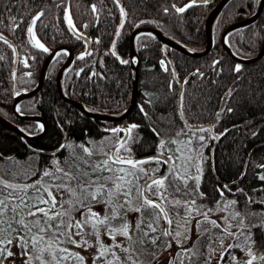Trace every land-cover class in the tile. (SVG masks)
<instances>
[{
  "label": "snow or ice",
  "instance_id": "obj_1",
  "mask_svg": "<svg viewBox=\"0 0 264 264\" xmlns=\"http://www.w3.org/2000/svg\"><path fill=\"white\" fill-rule=\"evenodd\" d=\"M99 3L103 5L104 0ZM112 3L120 14L115 32L119 37L129 14L120 0H112ZM196 4L197 0H190L184 6H177L172 0L162 6V11L165 15L170 11L183 14ZM13 7L15 4L9 2L0 11V29L15 34L23 25V33L32 48L51 54L36 38L35 29L38 22L41 31L49 29L43 18L53 7L62 11L57 19L66 23L68 31L77 40L85 39L73 20L72 0H41V4L36 0H22V9L16 14L12 13ZM260 8L264 9V0H260ZM86 9H90L95 21L99 20L101 9L97 3L87 5ZM255 12L252 8V13ZM93 23V20L81 21V27L87 29ZM0 42L6 44L14 56L18 55L17 47L9 43L2 31ZM95 42L101 43L99 39ZM115 48L113 42L103 55H112L121 64L136 62L134 58L122 59ZM69 54L63 50L56 56ZM92 55V51L86 50L76 59L83 61ZM31 58L35 60L34 56ZM6 59L0 53V61ZM20 62L25 68L31 67L27 59ZM12 63L17 60L13 59ZM97 63L106 70L103 59ZM159 63L164 66L165 61ZM233 71L240 73L241 65L236 64ZM81 73L87 80L106 78L105 74L91 68L85 72V68L80 67L76 76ZM195 74L203 78L199 70ZM25 75L31 77L32 73ZM175 75L173 72L174 79ZM11 76L15 82V70ZM176 82L181 84V91L174 113L161 114L148 126L157 138L153 142L156 149L153 155L135 157L133 145L142 137L136 131L140 125L131 124L105 128L103 131L108 135L99 140L88 137L87 132L86 139L80 142L73 143L69 139L59 145L44 165L39 164L43 149H32L23 161L16 160L0 171V264L17 255L13 247L19 250L24 264H88L87 258L74 249H94L92 264H212L213 258L217 264H264V253L256 249L255 240L256 230L264 233V174L254 173V178L261 182L258 188L246 192L239 185L235 190L230 185H220L214 190L219 198L213 201V206L203 203L208 196L201 190L207 162L202 149L208 147V140L218 141L226 136L229 129L212 134L214 126L204 127L195 122L198 120L195 113L203 114L206 102L194 93L189 94L187 112L194 116L189 123L183 88L188 80ZM168 91H173L172 81L168 83ZM235 91V87L227 89L225 95L229 102ZM14 95L18 97L21 92L14 91ZM158 99L145 100L139 106L146 120H152L155 112L146 110L144 104L151 105ZM15 111L23 114L19 106ZM224 111L218 110L217 118ZM226 111L231 113L234 109L227 107ZM175 117H179V127ZM39 130H45L43 124L39 125ZM20 131L29 134L28 129ZM60 152L65 155H57ZM32 157L37 158L35 164ZM4 159L0 154V163ZM255 167L264 170V163H256ZM245 174L242 171L241 178ZM89 235L92 240L87 238ZM226 238L231 242L225 247ZM236 249L243 255H235ZM164 252L168 253L166 261L160 259Z\"/></svg>",
  "mask_w": 264,
  "mask_h": 264
},
{
  "label": "trees",
  "instance_id": "obj_2",
  "mask_svg": "<svg viewBox=\"0 0 264 264\" xmlns=\"http://www.w3.org/2000/svg\"><path fill=\"white\" fill-rule=\"evenodd\" d=\"M258 1L230 0L224 5V9L216 17L212 28L213 46L210 52L203 57L195 59L188 57L163 45L153 34H140L135 41L136 52L140 60L138 100L133 112L123 122L95 120L81 111L68 107L59 96L55 80L59 68L67 60V55L56 56L48 67L46 81L39 92L33 97L20 101L18 105L25 115L42 116L47 125L46 134L37 140L25 141L20 135L0 125V154H3L5 158L4 162L0 163V171L11 166L16 160L23 161L32 149H43V153L39 156V164L44 165L59 145L66 143L69 139L73 143L80 142L86 139L85 132H87L88 137L99 140L108 135L103 129L126 127L131 124L140 125L136 131L142 137L139 143L133 145L135 157L153 155L156 151L153 142L157 138L148 126L159 115L168 116L174 113L181 91V84L176 81L179 80L182 83L187 79L188 84L183 88L185 115L189 123L194 120V116L187 112L190 103L189 94L194 93L206 102L204 113H195L198 117L195 122L204 127L214 126L212 134L229 129L226 136L218 141L208 140V147L202 149L207 162L204 164L201 190L208 196L203 203L212 207L213 201L219 198V194L214 190L220 185L231 184L233 181H238L230 185L234 190L237 185L244 188L246 192L260 187L261 182L254 178V173L264 174V170L255 167L256 163H264V95H261L264 93V57L257 62L240 64L242 71L236 73L233 69L239 63L233 61L227 52L223 51L220 40L226 27L253 14L252 8H257ZM9 2L15 4L12 8L13 14L21 11L22 0H0V11H3L4 6ZM94 2L101 9L98 21L94 20L90 9H86L87 5ZM171 2L172 0H120L129 15L128 22L120 30V36L116 37L115 32L120 24V14L112 0H104L103 5L99 3V0H72V17L76 28L84 36L89 37L90 51L93 52L92 56L86 57L83 61L77 60L76 57L85 52L87 46L68 31L64 21L57 19L62 11L53 7L51 13H46L43 20L50 27L41 31L38 22L35 29L36 38L44 43L50 52L58 46H68L74 52L75 60L63 76V90L66 97L81 102L86 108L97 109L94 112L99 114L120 115L125 112L132 99L130 63L121 64L114 56L103 54L109 51L111 44L115 42L117 54L122 59L129 60L130 36L136 28L153 27L192 51L203 50L206 44L205 19L220 0H214L212 3H197L183 14L170 11L168 15H165L162 6ZM175 2L177 6H184L190 3V0H182V2L175 0ZM36 3L41 4V0H36ZM89 20L94 21L92 26L87 29L82 28L81 21L88 22ZM141 21L146 23H140ZM0 31L9 43L17 47L18 53L14 56L11 49L0 42V53L7 57L5 61H0V114L21 129H28L29 134H38L39 124L15 118L12 113V102L14 91L30 90L36 85L40 68L49 53L32 48L27 43L23 25L15 34L8 30L0 29ZM97 39L101 43L97 44L95 42ZM228 40L231 49L239 56L248 58L257 55L264 42V9L256 22L232 32ZM33 56L35 60L31 58ZM13 59H16L17 63H12ZM24 59H27L31 65L30 68H25L20 62ZM101 59L106 65V70L101 69L97 63ZM160 60L165 61L164 66H161ZM215 61H219V64H214ZM80 67H84L85 72H88L90 68L99 71L105 74L106 78L87 80L84 73L77 77L76 73ZM13 70L16 72L15 82L11 76ZM174 70L175 79L172 76ZM197 70L203 73V78L195 74ZM29 71L32 73L31 77L25 75ZM169 81L173 83L172 92L168 91ZM232 87H235L236 91L229 102L225 93L228 88ZM145 93L149 95L146 96ZM154 97L159 99L151 105L144 104L146 110L155 112L152 120H146L139 106L145 100ZM227 107L233 108L234 111L228 113ZM220 109H225V111L217 118L216 112ZM175 120L176 126L179 127L181 125L179 117H175ZM234 125L236 127H233ZM253 132L257 134L253 136ZM120 135L123 136V133ZM204 135L210 134L204 133ZM57 155L62 157L65 153L60 152ZM32 160L35 164L37 158L32 157ZM245 162L248 163L247 167L244 166ZM242 171L246 174L241 179ZM226 195L229 198H237L230 194ZM255 240L256 249L264 253V233L256 230ZM237 253L243 255L239 250Z\"/></svg>",
  "mask_w": 264,
  "mask_h": 264
},
{
  "label": "water",
  "instance_id": "obj_3",
  "mask_svg": "<svg viewBox=\"0 0 264 264\" xmlns=\"http://www.w3.org/2000/svg\"><path fill=\"white\" fill-rule=\"evenodd\" d=\"M214 0H207V3H212ZM230 0H220V2H218L213 10L208 14V16L206 17V22H205V47L203 50L201 51H192L188 48H186L185 46L180 45L178 42H175L174 40H171L170 38H168L164 32H160L158 29H155L153 27H140V28H136L131 32V36H130V48H129V61H131L133 58L135 59V63H131L130 62V66H131V76H132V95H131V102L128 106V109L123 112L120 115H108V114H99L97 112L91 111H85L86 106L84 104H82L81 102H77L75 100H72L70 98H67L65 95V92L63 90V76L66 74L67 70L69 69V67L72 65V63L74 62L75 58H74V52L73 50L68 47V46H58L56 47L55 50H53L52 52H50L51 54H48V56L45 58L44 63L42 64L41 68H40V74L38 77V81L36 83V85L30 89V90H25V91H21V95L20 96H15L14 95V100H13V105H12V113L14 114L15 118H17L20 121H31V122H35L37 124H43L45 130L39 132L38 134H26L24 132L20 131V127L18 125L13 124L12 122H10L9 120H7L6 118H4L3 116H1L0 114V125L4 126L5 128H8L9 130H11L12 132H14L15 134L20 135L21 137H23V139L25 141L28 140H37L38 138L44 136L47 130V125L44 122L42 116L40 115H33V114H19L16 113L15 109L16 106H18L20 103V101L26 100L27 98L33 97L35 96L39 90L42 88L43 84L45 83V78H46V73L48 71V67L50 66V64L55 60L56 57V53L58 52H62L63 50H67L70 54L67 55V60L65 61V63L59 68V71L57 72L56 75V86H57V90L59 93V96L61 98V100L68 106L73 108L76 111H81L82 113H84L86 116H88L89 118H93L95 120H99V121H107V122H123V120H125L132 112L133 109L137 103L138 100V92H139V56L137 55L136 52V44L135 41L137 39L138 36H140V34L143 33H148V34H153L157 40L160 43H163V45H166L168 47H170L171 49L176 50L179 53H182L183 55L185 54L188 57L191 58H199V57H203L205 56L207 53L210 52L212 46H213V30L212 27L214 25V22L216 20V17L219 15V13L224 9V5ZM197 3L199 4H203L205 3L204 0H197ZM256 12L255 14H252L248 17H246V19L241 20L236 22L235 24H232L228 27L225 28V31L222 33L220 40H221V46L223 51L227 52V54L230 56V58L235 61L236 63L238 62L239 64L242 65H246L248 63H253V62H257L259 61V59L264 57V42L260 48V51L258 52L257 55L252 56V57H248V58H243L241 56H239L238 54H236L234 52V50L231 49L229 40H228V36L229 34H231L232 32H235L236 30L246 27V25H250L253 24L254 22H256L261 14V12L263 11L262 8H260V0L258 1V4L256 6ZM84 36V35H83ZM85 39H82V41L85 43V46H87L86 50H90L91 49V42L89 37L84 36ZM175 72V70H174ZM209 126V125H208ZM210 127V126H209ZM124 135V134H123ZM151 156V155H150ZM242 179V178H241ZM239 179V180H241ZM238 181H235V183ZM234 184L233 182L231 184H227V185H232Z\"/></svg>",
  "mask_w": 264,
  "mask_h": 264
},
{
  "label": "rangeland",
  "instance_id": "obj_4",
  "mask_svg": "<svg viewBox=\"0 0 264 264\" xmlns=\"http://www.w3.org/2000/svg\"><path fill=\"white\" fill-rule=\"evenodd\" d=\"M212 28H213V27H212ZM39 125H40V124H39ZM38 129H39V127H38ZM39 132H41V131L39 130L38 133H39ZM65 196H66V194H65ZM57 198L59 199L60 197L57 196ZM213 218L215 219L216 217L213 216ZM87 238H88L89 240H92V239H93V237L90 236V235H89ZM105 241H106V242H110V241H107V238H105ZM230 242H231L230 238H226V239L224 240V245H225V247H226ZM189 243H190V242H189ZM174 247H175V246H174ZM74 250H75V251H78V252H81V253L87 258L88 264H92V253L94 252V249H89V250H87V251H83L82 249H74ZM237 250H238V249L234 250L235 255H237L238 257H239V256H242V255H238ZM12 251L15 252V253H17V255L14 256V257L9 258L7 261H5V264H24V260H23V258L19 255V250H18L17 248L13 247V248H12ZM167 258H168V253H167V252H164V253L161 255V257H160V259H161V260H164V261H166ZM246 258H247V257H245V259H246ZM225 260L227 261V257L225 258ZM212 264H217V260H216V258H213V259H212Z\"/></svg>",
  "mask_w": 264,
  "mask_h": 264
}]
</instances>
